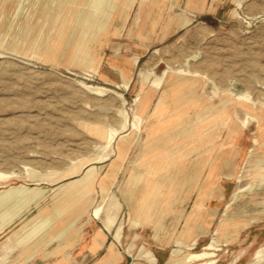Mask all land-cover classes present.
Here are the masks:
<instances>
[{"label": "rangeland", "instance_id": "rangeland-1", "mask_svg": "<svg viewBox=\"0 0 264 264\" xmlns=\"http://www.w3.org/2000/svg\"><path fill=\"white\" fill-rule=\"evenodd\" d=\"M8 1L0 0V173L20 176L0 177V192L11 186L43 191L55 188L57 195L48 199L45 208H54L60 216L57 230L71 224L63 240L77 241L103 188H108L99 218H92L99 220L97 224L112 233L113 239L119 234L123 250L130 251L127 264H175L183 253L172 255V249L199 252L215 231L220 234L223 230L224 237L214 244L215 256L210 258L214 264H264V257L258 255L264 248V187L239 192L264 178V170H250L242 179L250 153L251 162L261 161L264 166V125L252 120L246 128L234 126L245 117L244 112L264 117V0H130L107 32L99 33L98 40L91 43L98 60L93 75L84 71L88 54L83 55L82 65L71 61L74 42L67 39L72 25L61 21L63 10L74 9L76 2L39 0L37 12L35 0H13L10 8ZM43 11L46 15L40 18ZM52 12L57 17L48 19ZM144 21L148 23L146 31L142 30ZM142 31L146 34L140 35ZM125 53L142 55L133 58L137 64L131 86L124 89L104 84L102 60ZM175 68L197 73L179 75L173 72ZM166 69L172 72L157 86L156 76ZM144 76L147 81L143 83ZM139 83L159 91V100L151 114H145L114 187L101 184L105 169L95 164L89 186L83 188L81 182L88 176L84 168L73 177L64 174L76 162L101 151L105 139L91 134L92 127L103 131L118 128L124 110L128 130L136 111L134 99L140 95L144 96L138 114L145 113L148 93H137ZM93 87L107 91L101 94ZM244 94L249 100L242 98ZM157 108L166 116L169 143L146 157L143 152L153 122L149 120ZM118 141L112 143L114 151L106 161L113 155L120 159ZM200 177L196 201L194 191L190 196L189 191L194 188L191 182ZM129 180L133 182L129 194L137 199L133 209L129 195L123 192ZM73 187L83 195H67ZM32 192H27V197ZM147 204L148 211L142 214L141 208ZM77 207L84 211L74 220ZM38 213L31 208L0 232V264H17L20 248L13 241L14 233ZM196 219L202 220L205 234L195 233ZM148 224L172 229L174 243L157 249L144 239L147 234L131 232ZM59 243L40 248L37 257L24 264L60 260L58 256L40 257Z\"/></svg>", "mask_w": 264, "mask_h": 264}, {"label": "bare ground", "instance_id": "bare-ground-1", "mask_svg": "<svg viewBox=\"0 0 264 264\" xmlns=\"http://www.w3.org/2000/svg\"><path fill=\"white\" fill-rule=\"evenodd\" d=\"M12 1L13 0H10L7 2L9 4V8L13 7ZM64 1L66 3H71L70 5L74 4V2H76V4H77L74 9L65 8L63 10V16H62L63 18L61 20V21H67V23L69 22V24L72 25V27H71L72 31L68 34V39H67L68 42H70V41L74 42V44L72 45V48H71L73 50V52H72L73 54L70 56V59L72 62H76V63H79L80 65H82L81 63H82L83 55L88 54L89 61L84 66V71L88 74L93 75V74H95L94 72L97 68L98 60L94 54V47L91 45V43L98 40L99 33L107 32V30L110 27V24L112 23L113 18L116 15L120 16L123 13V11L128 6L130 0H86L88 2L87 4L79 3L80 0H64ZM38 2H39V0H35L34 11L37 7V12L39 11V6H37ZM81 5L84 8L80 10V8H78V7ZM45 15L46 14L44 12L43 14H41L40 18H44ZM50 15H51V18H50ZM47 17H48V19L55 18V17H57V13H53V12L51 14L49 13V16H47ZM70 21H72V23ZM62 33H64V32H62ZM6 37H7V35H6ZM3 39H5V38H3ZM169 72H172V70L170 71V70L166 69L162 72L161 75H159V76L155 75L156 78L154 80V83L158 86L159 83L162 82L163 79H167ZM173 72H175L179 75H184V76H189V77L194 76L197 73L193 69L189 70V69H184V68H175L173 70ZM144 81H147L146 76L143 77V83H144ZM118 85L122 86L124 89H128L129 79L122 77L121 84H118ZM93 89L95 91H97L98 93H101V94L103 92L107 91V89H105L103 87H93ZM143 96L144 95H140L134 99V102L136 104V111L133 112L130 128L128 130L126 129V125L128 123L127 122V114L125 113L124 110H122L123 120L121 121V125L118 128H110V129H107L105 131H103L101 129L100 132L97 130V134L105 139V143L103 144L102 149L98 153V155H96L92 158H89L86 161H82L79 164H76L77 163L76 162L75 167L68 170V172L69 171L70 172L67 174H64V175H68L69 177H73L82 168H84L83 171L86 172V175H88V176L82 180L81 186L83 188H87L89 186V183L91 180L90 175H91L92 169L94 168V165L99 164L101 166L106 161V158L109 155H111V153H113V151H114L113 147H112V143H115L117 141V139H119V141L117 143V149H118L120 159L113 161L111 167L107 170L106 174L104 175L102 183H101L102 185H104V184L112 185L116 180L118 172L122 168V165L117 166L116 161H122V162L124 161V159L126 158L127 153L130 150L131 146H133V144L135 143L134 140L140 134L142 125L145 121V118H146L145 113L143 112V114L141 116L138 114L139 107L143 101ZM242 98L248 99V96L244 94V96ZM250 101H251V99H250ZM207 109H209V108H207ZM217 111L221 112V109L217 108ZM244 115H245V117L242 120H237L235 122V124H234L235 127L246 128L248 123L252 120L257 121L258 123H263V125H264V117L255 116V115L250 114L248 112H244ZM157 121H158V119H157ZM164 122H166V121H164ZM166 125L167 124H165V126ZM160 126H162V125H160ZM168 127H167V130H168ZM252 156H253V154L250 153L249 159L244 164V168H246V170H244L242 173V179L246 178L247 175L251 174V173H249L250 170H252V173L253 172L254 173H260V171L264 170V166H263V163L261 161L251 162ZM249 165H251V168L247 169ZM15 175L18 177L20 176V174H13L12 173V175H11V174L0 173V177H3L5 179L12 178ZM131 184H133V182L131 180H129L127 182V185L123 188V192L125 193L126 197L129 195V200L131 202L130 204L132 205V209H133L137 199L133 195L129 194V190H130L129 185H131ZM127 186H129V187H127ZM259 187H264V178L260 179V180L253 181V183L250 185L249 188L242 189L239 192H242V191L255 192ZM29 191L30 192L34 191V192H32L31 195H29V197H27L29 194L27 192H29ZM80 191L81 190H79L78 187H73V188H71V190L68 191L67 195H72V196L73 195L74 196L83 195ZM239 192L235 195V197H237ZM84 194H85V192H84ZM56 195H57V192H56L55 188H53L49 191H43L40 189L38 190V189L26 188V187H22V186H11L9 189H6V190L0 192V232L3 230V228L9 226L10 224L15 222L16 220L23 217L25 215V213H28L30 211L31 208L35 209V210H37V209L39 210L38 215L35 216V218L32 222H30L29 224L26 223L27 225L22 227L20 229V231L14 233V236H13L14 240L13 241L20 248V253L15 258V261L17 262V264H24V262L31 260L35 256L37 250H39L40 248L52 245L58 241L60 243L58 245H55L51 249L44 251L41 258L46 260L48 258H54L56 256H59L60 254L62 256H65L66 251H68V249L70 247H72V245L76 242V240H75L76 238L69 239L68 241L63 240L64 238L65 239L67 238L66 235L69 233L71 224L66 226V227L61 228L60 230H57V228L59 227V223H60V216H58L56 213H54V210H53L54 208L53 209L52 208H45V203L48 201V199L51 196H56ZM108 195H109V189L104 187L102 192H101L99 203L97 205H95L91 210V215L93 218H96V219L99 218L103 204L108 199ZM83 204H84V201L80 206H82ZM43 208H45V209H43ZM148 208H149V204L144 205L141 208L140 212L142 214H146V212L148 211ZM76 210H77V217L74 220H76L80 216H82V213L84 211V210L80 209V207H77ZM224 231L225 230L221 231L222 234L221 233L219 234L218 231H215L213 237H211L212 238L211 241L209 243L205 244L203 246V248L201 249V251H199V252H190L189 250H188V252H184L182 250V248L181 249L180 248L172 249V252H171L172 255L177 256V255H180L183 253L182 257L179 258V260H177V262L175 264H186V263H190V262H191V264H214L215 261L213 259H210V258H213L215 256L214 244L219 241V238L224 237V235H223ZM226 231H227V229H226ZM199 233L205 234L204 229L201 228V231ZM32 235H34L35 237L32 238ZM188 237H190V236H188ZM23 239L26 240L25 243L22 241ZM117 243L120 244L119 239H117ZM193 245H194V242L192 241L190 244H188V248L192 249ZM125 252L128 255H130L129 248L125 249ZM258 255H259V258L264 257V248L259 250ZM207 258H209L210 260H208L205 263L201 261V260L207 259ZM133 259H136V258L133 256ZM129 264H138V263L130 262Z\"/></svg>", "mask_w": 264, "mask_h": 264}, {"label": "crops", "instance_id": "crops-1", "mask_svg": "<svg viewBox=\"0 0 264 264\" xmlns=\"http://www.w3.org/2000/svg\"><path fill=\"white\" fill-rule=\"evenodd\" d=\"M16 10H19V8ZM143 25L145 28L143 27L142 30L146 31L145 29H146V26L148 25L147 21H144ZM143 31L140 33V35L146 34V32H143ZM140 56L139 54L132 55L131 53H125L122 55H117V56L110 55L108 57H105L104 60H102L103 61V69L101 72L102 82L106 85L118 87L119 86L118 84L121 82L122 77H124L126 79H129V87H130L131 84L133 83V74H134L135 66L137 64V61H134L133 58L136 57L138 60ZM136 86H137L136 90H138L137 93H140V92L148 93L147 94L148 96L144 101V104L146 106L145 114L146 115L151 114L154 106L159 100V95H160L159 91H156L155 89H150V87L145 88L140 83L139 85L137 84ZM139 86L142 87L141 90ZM156 94L157 95L159 94V95L156 96ZM160 101H159L158 107H160ZM159 110L160 109H158V112L155 113L153 117L151 116L149 120L150 122L152 121L153 122L151 124L152 131H150V134L148 137L149 139L147 140V144L143 152V156H146V157H148V154L152 152L153 149L158 148L155 151L159 150L158 152H160L163 150L164 147H167L169 143L168 141L169 138H166V129H165L166 126L164 122L166 121V116L163 113H159ZM91 130H92L91 134L95 135L97 138L100 137L97 134V130L100 132L99 128L92 127ZM129 152L130 151H128V153ZM126 158L124 159L123 162L116 161L117 166L118 165L123 166ZM113 161H115V155H113L108 161L104 162V164L101 165V167L105 169V173L109 169V166L111 163H113ZM97 165L99 164H96V166ZM191 185H193L194 188L190 189L191 192L189 191V196L192 195V191H194L195 200L197 201V196H198L197 187L202 185V178L200 177L199 180L195 183L191 182ZM110 187L112 189L114 185ZM211 194L212 193H210L209 195ZM165 195L166 194H163L162 196L164 197ZM184 201L186 202L187 199H185ZM97 222H100V221L93 219L92 217H89V221L86 223V225L82 229L81 238L77 240L72 245V247L68 249L69 255L67 252L65 253V256H62V255L58 256L61 259L57 260L56 262H52L51 264H127L131 260L130 255H128L125 252V250H123L121 244L117 243V239H119L118 238L119 234L116 233V235L114 236V239H115L114 240L112 233L106 231L102 226H99ZM152 225L153 224H148L143 228H140L137 230H131V232L133 233L136 231V233L138 234L139 233H142V235L147 234V237L144 236V239L152 241L154 244V247L157 249L163 250L165 247L169 246L171 243H174L175 235L172 233V229L171 230H166L164 228L156 229L155 226H152ZM201 228H202V220L196 219L195 220V233H198V231L200 232ZM42 254L40 255V257H42ZM34 257H37V252Z\"/></svg>", "mask_w": 264, "mask_h": 264}]
</instances>
